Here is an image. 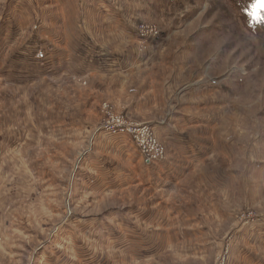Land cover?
<instances>
[{
  "label": "rangeland",
  "instance_id": "1",
  "mask_svg": "<svg viewBox=\"0 0 264 264\" xmlns=\"http://www.w3.org/2000/svg\"><path fill=\"white\" fill-rule=\"evenodd\" d=\"M123 23L131 36L119 27ZM141 23L155 24L158 37L140 42L136 27ZM83 32L91 36L88 40L121 54L125 64L142 74L135 79L148 76L155 99L163 97V106L137 114L129 106L130 96L137 93L134 85L121 92L115 76L80 77L67 70L56 78L47 77L58 68L46 61L56 49L53 43L70 34L86 48ZM60 72L59 68L56 73ZM177 111L201 119L206 126L197 128L217 138L219 150L207 164L234 171L231 185L221 189L220 199L215 198L220 200L219 211L227 218L229 211L230 219L220 225L215 217L210 222L215 246L203 257L192 256L198 245L193 238L183 242L188 255L173 251L138 259L148 254L116 253L112 245L126 247L131 241L122 224L110 217L127 206L119 194L102 198L86 193L84 182L97 181L100 174L84 168L83 156L101 135L102 125L114 116L150 128V118L167 121ZM207 117L217 122L210 126ZM56 119L60 124H51ZM125 139L134 145L128 136ZM160 141L165 160L166 144ZM3 153H7L0 157L3 180L15 188L4 212L38 230L39 238L28 244L23 264H37L34 248L52 241L59 257L66 254L59 264L67 258L79 264L80 258L91 255L93 260L107 256L108 264H235L231 250L239 229L264 227V0H0ZM195 177L190 174L177 192L189 203L208 196L206 186ZM30 183L48 190L42 197L37 192L17 194L18 188ZM29 208L37 215H29ZM84 227L95 248L91 253L90 245L79 241ZM120 230L123 237L117 234ZM70 234L80 239L72 237V242ZM156 239L157 245L162 244L161 236ZM2 241L0 236V245ZM178 243L177 251L183 248L180 238ZM68 245L80 251L75 247V253H67ZM103 249L106 253L101 254ZM248 257L264 264V245Z\"/></svg>",
  "mask_w": 264,
  "mask_h": 264
},
{
  "label": "crops",
  "instance_id": "2",
  "mask_svg": "<svg viewBox=\"0 0 264 264\" xmlns=\"http://www.w3.org/2000/svg\"><path fill=\"white\" fill-rule=\"evenodd\" d=\"M64 6L69 5L67 3ZM55 11L58 12V9ZM119 27L123 28V32L128 36H131L129 27L126 24H120ZM85 35L86 33L83 32L81 38L84 40L83 43L87 42L84 43L86 48H84L82 42L71 40L72 36L70 37V34L66 35L67 38H60L53 43V47L57 50L52 48V53L49 55L51 58L47 56L46 61H51L49 64L58 67L53 71L58 72L60 68L61 72L52 73L47 77L56 78L67 70V73L73 71L75 75L80 77L103 78L104 76H110L113 78L115 76L118 82L117 88L121 92L130 84L134 85L137 93L134 92V98L130 96L129 106L133 105L134 108L132 109L137 114L141 110L150 111V109H160L163 106V97L155 99L153 81L149 80L148 76L139 80L135 79L142 74L125 64L123 57L120 56L121 54L109 52L103 47L102 43L88 40L91 36ZM62 45L65 47H62ZM78 46L80 48L76 50ZM75 66L79 68V71L75 70ZM201 121L195 116L188 117L179 111L170 115L169 120L163 122L150 118L147 124L153 128L158 138L166 144L167 150L165 160L151 165L143 164L138 149L125 139V135L107 134L103 130L100 132L99 137H95L94 145L85 152L82 163L84 168L90 173L100 174L99 180L84 182L83 189L87 191L86 193L90 196L99 195L102 198L119 194L123 199V205L127 206L123 211H117L113 217H110V219L116 218V221L122 224L121 228L128 234L125 237L130 238L131 241V245L126 244V247L122 244L112 245L116 253L121 254L124 251L127 253L131 251L133 255L148 254V256L139 257L138 259H154L156 257L152 256L156 253L166 254L173 251L188 255L189 248L183 242L188 241V238L189 240L193 238L196 239L195 242L198 245H195L193 251L196 254L192 256L203 257L215 246V234L210 222L215 217L214 220L218 221L220 225L226 224L230 219V212L228 211L230 207L227 208L228 218L219 211V193L221 189L231 185L233 182V175L231 176V174L234 171H224L221 170L220 165L207 164L212 153L219 150V146L218 143L216 144L217 138L215 139L213 133L208 134L205 129L197 128L198 126H206ZM60 122L61 120L56 119L51 124L57 123L59 125ZM207 122L210 126H213L217 120L207 117ZM210 128L212 129V127ZM187 130L189 131L187 132ZM198 130L201 132H197ZM52 139L58 138L53 137ZM203 141L207 142L202 143ZM4 154L7 153L0 154V157ZM3 159L5 160V158ZM3 170L4 167L0 168V236L3 239L0 245V264H23L28 259V244L30 242L34 243L39 238L38 230L31 229L12 212L7 214L4 212L5 208L9 206L8 202L11 200L12 190L15 188L11 186L7 179L3 180L5 178L3 176L5 171ZM190 174H196L197 182L204 187L206 186L207 192L205 194L208 195L199 196L195 203L187 202V198H181V193H177L180 185ZM90 179H92L91 176ZM17 190L18 195L23 194L24 196L37 192L42 197V194L48 189L30 183ZM210 191L216 194L214 198L207 194ZM52 195L53 193H51ZM52 198H54V195ZM30 208L28 210L29 215H37L35 214L36 211ZM106 219L109 220V217H106ZM27 220L26 218L25 221ZM87 228L81 229L80 233L83 234L80 235L79 233L81 237L79 241L90 245L88 252L91 253L92 239ZM121 231H118L117 234L123 237L124 232ZM159 236L162 238V244L157 245L156 238ZM69 237H71L69 240H72V237L74 239L79 238L75 234H70ZM179 238L183 248L177 251L175 248L179 244ZM237 238V243L234 241L236 244L233 245L231 250V261L235 264H257L254 259L248 257V254L257 252L258 245H264V227L245 226L239 229ZM173 239L177 243H172ZM54 245L52 241L43 247L34 248L32 254L34 253L37 256V264H59L60 258H66V254L62 257L58 256L57 247ZM75 247L76 245L65 246V251L75 253ZM79 249L80 247L77 246L76 252H79ZM102 253H106L104 249L101 251ZM105 258L100 256L99 259L93 260V255H91L80 258L78 263L108 264ZM247 259L254 261L248 263ZM65 264H75V262L71 263L70 259L67 258Z\"/></svg>",
  "mask_w": 264,
  "mask_h": 264
},
{
  "label": "built area",
  "instance_id": "3",
  "mask_svg": "<svg viewBox=\"0 0 264 264\" xmlns=\"http://www.w3.org/2000/svg\"><path fill=\"white\" fill-rule=\"evenodd\" d=\"M136 33L140 42L145 44L158 37L160 31L155 24L141 23L136 27ZM102 128L107 134L128 136L138 149L145 165L164 160V144L154 135L155 133L151 127L141 126L117 115L106 121ZM144 128H146L145 131L143 130Z\"/></svg>",
  "mask_w": 264,
  "mask_h": 264
},
{
  "label": "bare ground",
  "instance_id": "4",
  "mask_svg": "<svg viewBox=\"0 0 264 264\" xmlns=\"http://www.w3.org/2000/svg\"><path fill=\"white\" fill-rule=\"evenodd\" d=\"M26 120V119H25Z\"/></svg>",
  "mask_w": 264,
  "mask_h": 264
}]
</instances>
